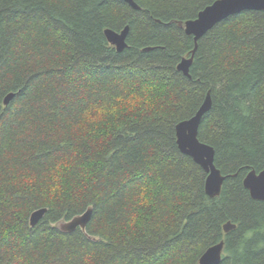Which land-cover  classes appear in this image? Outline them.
Listing matches in <instances>:
<instances>
[{
	"label": "trees",
	"instance_id": "trees-1",
	"mask_svg": "<svg viewBox=\"0 0 264 264\" xmlns=\"http://www.w3.org/2000/svg\"><path fill=\"white\" fill-rule=\"evenodd\" d=\"M134 1L0 0V264H199L222 241L221 264H264V202L243 184L264 170V12L208 32L188 78L183 26L218 0ZM126 26L119 53L104 32ZM209 92L214 199L176 138ZM90 208L86 231L58 229Z\"/></svg>",
	"mask_w": 264,
	"mask_h": 264
},
{
	"label": "water",
	"instance_id": "water-1",
	"mask_svg": "<svg viewBox=\"0 0 264 264\" xmlns=\"http://www.w3.org/2000/svg\"><path fill=\"white\" fill-rule=\"evenodd\" d=\"M134 10H141V7L134 0H122ZM246 11L264 12V0H218L201 11L194 20H189L184 24L186 35L194 38L195 48L190 58H185L178 66V71L190 78L191 67L198 48L199 41L218 24L226 19ZM130 33V26H126L122 31L106 29L104 34L110 45L122 53L128 48L127 39ZM148 48L146 51H150ZM15 94L11 93L5 98V105L14 99ZM213 101L209 92L199 111L189 120L180 122L176 126L177 145L180 152L198 164L208 175L205 191L209 198L214 199L221 195L223 185L227 179L215 164V149L201 142L199 130L204 116L212 109ZM244 187L255 201L264 202V170L248 173L244 179ZM48 213V209L42 208L32 213L30 217L31 227H36ZM93 210L88 209L83 215L77 216L70 221L58 224V229L63 233H74L78 229L86 231L92 218ZM237 229V225L227 222L223 230L225 234ZM224 241L210 247L200 258L199 264H221L223 260Z\"/></svg>",
	"mask_w": 264,
	"mask_h": 264
},
{
	"label": "flooded vegetation",
	"instance_id": "flooded-vegetation-1",
	"mask_svg": "<svg viewBox=\"0 0 264 264\" xmlns=\"http://www.w3.org/2000/svg\"><path fill=\"white\" fill-rule=\"evenodd\" d=\"M225 243V242H224ZM225 249V248H224ZM223 254H224V251H223ZM223 261V260H222Z\"/></svg>",
	"mask_w": 264,
	"mask_h": 264
},
{
	"label": "bare ground",
	"instance_id": "bare-ground-1",
	"mask_svg": "<svg viewBox=\"0 0 264 264\" xmlns=\"http://www.w3.org/2000/svg\"><path fill=\"white\" fill-rule=\"evenodd\" d=\"M66 221V220H65ZM70 221V220H69ZM59 224V223H58Z\"/></svg>",
	"mask_w": 264,
	"mask_h": 264
}]
</instances>
